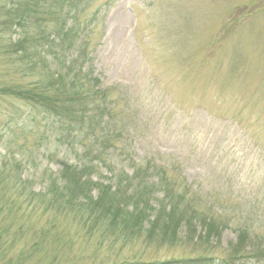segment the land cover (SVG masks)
<instances>
[{
  "label": "trees",
  "instance_id": "obj_1",
  "mask_svg": "<svg viewBox=\"0 0 264 264\" xmlns=\"http://www.w3.org/2000/svg\"><path fill=\"white\" fill-rule=\"evenodd\" d=\"M96 1L0 0V96L57 123L56 139L74 156L39 183L23 176L22 162L0 163V264H81L73 229L109 250L141 244L192 252L107 264H264V117L243 121L246 108L255 114V98L263 99L264 74L250 77L234 55L210 61L217 42L203 61L192 60L195 48L182 34L188 28L179 25L161 36L174 39L165 46L180 67L177 59L152 64L141 49L137 82L107 85L93 37L120 0L97 8ZM174 6L157 5L172 23ZM166 64L167 79L158 72ZM150 132L170 136L188 158L207 165L220 197L200 194L174 163L147 149L139 156ZM36 213L47 226L30 230L25 219ZM227 230L236 240L223 246ZM24 239L31 242L14 252Z\"/></svg>",
  "mask_w": 264,
  "mask_h": 264
},
{
  "label": "rangeland",
  "instance_id": "obj_2",
  "mask_svg": "<svg viewBox=\"0 0 264 264\" xmlns=\"http://www.w3.org/2000/svg\"><path fill=\"white\" fill-rule=\"evenodd\" d=\"M107 1L109 0H97L96 8L107 7ZM162 2L163 0H120L113 9L107 10L98 26L97 36L93 37V45H98L96 64L105 84L111 85L115 82L135 84L136 68L142 59L141 49L146 54L145 59L152 64L165 59L176 61L177 57L166 50L165 46L169 41L173 43L174 39L165 41L161 31L163 28L173 30L179 25L188 28L182 34L189 38V45L195 48L192 60L203 61V57L208 56L213 49V43L217 42L216 54L212 59L210 58V61L220 62L234 55L239 65L244 63L243 66L247 68L246 73L248 72L250 77L261 80L264 74V0H173L177 4L171 9L172 12L174 11L173 23L167 15L163 16L161 8L157 7ZM151 4L154 6L150 7ZM180 6L182 9L179 8ZM168 10L170 11V8ZM137 14L140 19H137ZM191 29L193 32H190ZM177 63L180 67V59H177ZM165 67L168 68L167 64L159 66L157 70L167 79L170 69L165 71ZM171 71H176V68ZM180 78H183V75ZM254 88L251 91H254ZM261 93L263 99L257 101L255 98L257 106L253 116L250 113L251 108H246L244 124L252 125L257 116L264 117L263 87ZM261 93L258 92L257 95ZM251 97L249 92L242 98ZM232 105L238 110L239 108L236 107L241 106V104L234 106V103ZM28 116H33L35 119L28 120ZM11 120L13 122L7 125L6 123ZM206 129L211 130V125H207ZM217 130L218 138H224L225 133ZM56 131L58 133V124L52 119L46 120L43 115H37L32 108L21 101L0 96V163L8 160L22 162L23 176L29 175L39 183L46 170H56L61 163L71 162L74 159L70 152L66 153V147L56 139ZM145 138L144 143L138 145L136 150L139 156L147 149L150 155L159 157L164 162L174 163L190 183L198 186L193 188L200 194L206 195L213 190L212 199L220 197L216 195L219 187H211L216 184L215 179L209 175L205 176L208 166L196 162L194 158H188L184 146L177 144L170 136L166 134L161 136L157 132H150ZM1 220L3 219L0 217ZM48 220L40 213L25 219L30 230H33L32 226L36 229L46 227ZM63 227L67 229L68 224L64 223ZM71 233L75 253L83 258L81 264H107L134 259L166 260L192 253L190 249L183 247L156 249L141 244L129 245L126 248L117 246L109 250L96 240L75 235L74 229ZM236 235L234 230L225 231L222 245L226 246L231 241H235ZM30 242L31 239L17 241L13 251H18ZM68 253L70 254L69 251Z\"/></svg>",
  "mask_w": 264,
  "mask_h": 264
}]
</instances>
